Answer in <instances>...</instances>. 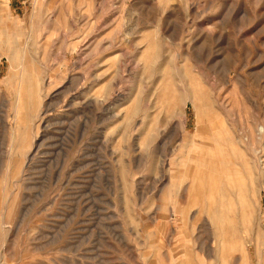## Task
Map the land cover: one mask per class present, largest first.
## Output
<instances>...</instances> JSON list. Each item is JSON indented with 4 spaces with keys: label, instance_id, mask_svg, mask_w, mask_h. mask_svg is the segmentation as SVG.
Returning <instances> with one entry per match:
<instances>
[{
    "label": "rangeland",
    "instance_id": "obj_1",
    "mask_svg": "<svg viewBox=\"0 0 264 264\" xmlns=\"http://www.w3.org/2000/svg\"><path fill=\"white\" fill-rule=\"evenodd\" d=\"M0 264H264V0H0Z\"/></svg>",
    "mask_w": 264,
    "mask_h": 264
}]
</instances>
